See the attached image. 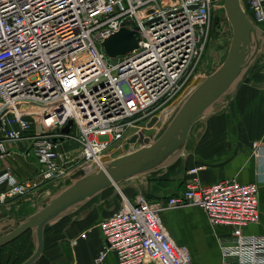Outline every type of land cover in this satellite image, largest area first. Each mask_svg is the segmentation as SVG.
I'll list each match as a JSON object with an SVG mask.
<instances>
[{
    "label": "built area",
    "instance_id": "obj_1",
    "mask_svg": "<svg viewBox=\"0 0 264 264\" xmlns=\"http://www.w3.org/2000/svg\"><path fill=\"white\" fill-rule=\"evenodd\" d=\"M216 2L0 0V163L21 158L14 145L24 142L23 159L32 155L38 164L27 181L0 168V205L79 170L103 168L113 154L108 147L127 143L174 102L196 79ZM240 2L264 23V0ZM126 21L137 27V48L111 64L101 43ZM195 172L165 206L141 194L123 198L98 225L104 242L93 264H103L108 251L117 264H191L188 249L160 220L164 210L189 206L200 208L210 226L231 228V240L220 245L221 264H264V236L243 232L259 222L257 185L202 186Z\"/></svg>",
    "mask_w": 264,
    "mask_h": 264
},
{
    "label": "crops",
    "instance_id": "obj_2",
    "mask_svg": "<svg viewBox=\"0 0 264 264\" xmlns=\"http://www.w3.org/2000/svg\"><path fill=\"white\" fill-rule=\"evenodd\" d=\"M245 11L260 30L258 55L232 89L191 127L180 153L153 171L119 183L114 189L121 199L114 197L116 193L109 194L110 187L51 221L44 229L42 254L33 264H93L104 242L98 225L120 208L123 198L133 200L141 194L149 202L165 206L184 190L191 169L197 170L202 186L224 180L255 183L259 222L243 232L264 236V23H257ZM37 165L31 155L4 160L0 168L8 167L20 181H27L34 177ZM62 183H47L23 199L0 205V225L15 226L25 220ZM160 220L175 244L188 249L191 264H221L220 245L231 240L230 227L210 226L204 212L190 206L164 210ZM9 257L8 251L0 250V264ZM103 261L117 264L115 253L108 251Z\"/></svg>",
    "mask_w": 264,
    "mask_h": 264
},
{
    "label": "water",
    "instance_id": "obj_3",
    "mask_svg": "<svg viewBox=\"0 0 264 264\" xmlns=\"http://www.w3.org/2000/svg\"><path fill=\"white\" fill-rule=\"evenodd\" d=\"M223 12L232 29V39L225 59L221 65L200 82L176 109L175 114L162 125V133L154 141L143 140V147L114 158L98 171L85 175L77 171L69 176L71 185L46 198L38 210L25 220L13 226L11 223L0 225V248L5 247L26 232L35 236L33 254L20 264H33L43 251L44 229L58 217L84 201L93 198L110 187H117L123 181L153 171L183 149L189 130L215 103L226 95L251 66L261 47L260 30L246 16L240 0H223ZM129 25L132 30L125 28ZM138 32L133 22L126 21L121 29L101 43V49L115 64L116 57L128 55L137 48ZM158 122L153 117L146 124V129ZM72 122L60 131L68 134ZM138 134L132 136L127 144H135Z\"/></svg>",
    "mask_w": 264,
    "mask_h": 264
},
{
    "label": "rangeland",
    "instance_id": "obj_4",
    "mask_svg": "<svg viewBox=\"0 0 264 264\" xmlns=\"http://www.w3.org/2000/svg\"><path fill=\"white\" fill-rule=\"evenodd\" d=\"M224 5L223 0H217L216 5L212 8V26L210 30L209 35V41L206 46V49L204 51V54L202 56L200 65L198 70L196 71V79L191 82V84L187 87V89L176 99L174 102L167 104L166 106L162 107L158 111L154 113V116L158 119V122L153 125L151 128H147L145 123H141L143 129L138 133V140L135 144H124L123 142H116L112 144L109 148V150L106 153H113V158H105L104 161L107 163L108 161L117 158L121 155L127 154L129 152H132L140 147H143V140L149 139L150 141H154L157 137L161 135L162 131V125L166 124L170 121V119L175 114L176 109L184 102L185 98L196 88V86L202 82L207 76H209L214 70H216L223 60L226 57V54L229 49V44L232 39V29L228 21L226 20V16L223 12ZM107 59V57H106ZM123 57H117V61L122 60ZM108 60V59H107ZM153 116V117H154ZM29 144L21 142L19 144L14 145V149L16 150L18 156L23 158V154L26 152L25 150H28ZM121 151V152H120ZM115 156V157H114ZM92 168L88 169L87 172H85V175L92 173ZM98 171V170H97ZM58 182H64L60 185L59 188H57L53 192V194H50V196H53L54 194L60 192L61 190L65 189L69 185L73 183V181H67L59 180ZM51 186V185H50ZM108 192H111L109 194L116 193L114 197L121 199V196H118L117 190L112 187L109 189ZM27 242L25 244L24 251L20 250L18 251V256L13 253H9L10 257L5 261L4 264H20L23 258L24 254H28L31 252V255L33 254L35 250V236L34 233L31 232V235L29 238H27ZM20 243L17 247H12L11 250L16 251L19 247ZM30 255V256H31ZM29 256V257H30ZM28 257V258H29ZM27 258V259H28Z\"/></svg>",
    "mask_w": 264,
    "mask_h": 264
},
{
    "label": "trees",
    "instance_id": "obj_5",
    "mask_svg": "<svg viewBox=\"0 0 264 264\" xmlns=\"http://www.w3.org/2000/svg\"><path fill=\"white\" fill-rule=\"evenodd\" d=\"M30 235H31V231H28V232H26L24 235H22L20 238H18V239L15 240L14 242H12L11 244H9V245H7V246H5V247L0 248V250L8 251V252L11 253V254L15 253V254L18 256V251H20V250H23V251H24L25 244H26V243H24V242H27V244H28L27 238H29ZM19 243H20V246H19V247H21V248H18L16 251L11 250L12 247H14V248L17 247ZM30 255H31V252L28 253V254H24V258H23L22 260H20L21 263H22V262H25V260H26ZM18 257H19V256H18ZM4 263H5V262L2 260V261H1V264H4Z\"/></svg>",
    "mask_w": 264,
    "mask_h": 264
}]
</instances>
